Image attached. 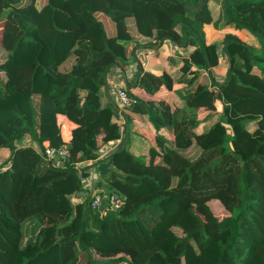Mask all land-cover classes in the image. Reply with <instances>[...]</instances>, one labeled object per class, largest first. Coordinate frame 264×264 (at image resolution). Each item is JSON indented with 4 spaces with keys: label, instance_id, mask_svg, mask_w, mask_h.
<instances>
[{
    "label": "trees",
    "instance_id": "trees-1",
    "mask_svg": "<svg viewBox=\"0 0 264 264\" xmlns=\"http://www.w3.org/2000/svg\"><path fill=\"white\" fill-rule=\"evenodd\" d=\"M55 1L33 9L36 0H0V148L9 150L0 160V264H264V0H205L197 10L190 6L201 0H63L83 22L73 40L57 23L65 14ZM210 22L246 28L258 43L225 33L218 47L228 66L217 90L214 77L180 90L183 107L134 92L192 84L191 67L210 73ZM128 41L137 72L120 87L128 111L146 114L156 129L147 158L114 148L125 125L114 98L103 102L113 70L130 62ZM165 41L184 49L183 77L144 68L138 51ZM41 42L53 77L46 88L39 58H13ZM214 104L219 120L196 132L197 109ZM60 117L75 124L66 141ZM45 142L65 144L69 154L47 160ZM104 162L106 187L95 176L87 186L89 170ZM94 192L118 193L123 203L101 212ZM212 199L226 215L216 216Z\"/></svg>",
    "mask_w": 264,
    "mask_h": 264
},
{
    "label": "crops",
    "instance_id": "crops-1",
    "mask_svg": "<svg viewBox=\"0 0 264 264\" xmlns=\"http://www.w3.org/2000/svg\"><path fill=\"white\" fill-rule=\"evenodd\" d=\"M204 30L206 33L207 43H209V41L211 40L209 39L210 33H211V38H214L216 42L219 44L225 33L231 32L238 35L242 40H244L248 44L254 46L258 44L254 35L246 28H235L230 25L219 27L214 25L213 22H210L204 25ZM134 45L135 42H133L132 46L129 45L130 49H132ZM183 50L184 49L182 47H178L173 42L165 41L159 47L158 51L155 52L152 50H148V52L138 51V54L146 70L154 74H161L165 70L173 78H177L178 76L184 75V73H182V71L180 70V65L183 63L184 60V58L180 56V53ZM221 58L223 61H226L224 57ZM134 65L135 62L132 59H130V62L126 64L124 71L119 72L117 70H113L112 76L108 83V85L111 86V92H110V88L108 89L110 92V96L112 97V99L115 98L114 99L115 101H116L115 86L116 85L120 86L122 84H125L126 80L129 81L134 80L136 75ZM191 70L194 72L197 71V75H194L192 73H189L188 75V77H195V79L192 81V84L188 82L187 79H185L183 81H176V83H174L173 87L170 89H168L164 85H161L160 88L153 94H150L144 91L143 89H134V92L144 99H149V98L163 99L168 101L172 107L175 106L183 107L184 102L182 100L181 94L179 93L180 90L184 92L188 88L196 87L198 84L209 85L211 81L210 80L211 75L209 73V70L203 68H196V67H191ZM210 70L214 72L215 78H218L219 80L223 79V75L225 73L224 70L216 69V67L214 68V70H212V67H210ZM219 80H216V82H218ZM103 102H108V100ZM197 116L200 119V121L198 122L195 128L196 132L204 131L205 126L209 124L208 123L209 120H212L214 118V116L211 117L210 119H208V117L206 118V116L204 118H201L200 115ZM60 119H61L60 124H61L63 138L68 139L70 136V132L72 128L75 126V124L71 122L69 119H66L64 117H60ZM123 124L125 125L124 132L121 131V135L117 140L116 144L114 145V148H118L119 146L126 145L127 150H129L132 154L136 156H142L141 154L144 153L148 155V149L154 139V134L156 131L155 127L148 119V116L143 113L140 114V113L130 112L128 111V107H126L125 114L123 116ZM159 131L161 133H164L169 139L168 134L171 133V131H169L166 128H160ZM133 139H138L139 142L138 146L135 147V145H132L133 143L130 144V142H132ZM8 155H9L8 148L6 147L0 148V160L5 159ZM104 164H109V162H104ZM100 179H102V177H100Z\"/></svg>",
    "mask_w": 264,
    "mask_h": 264
},
{
    "label": "rangeland",
    "instance_id": "rangeland-1",
    "mask_svg": "<svg viewBox=\"0 0 264 264\" xmlns=\"http://www.w3.org/2000/svg\"><path fill=\"white\" fill-rule=\"evenodd\" d=\"M40 2H41V0H36V2L32 8L37 9L40 5ZM54 4L57 6V8H60V11H62L65 14V16H62L57 20L58 25L64 30L66 36L68 34H70L71 37H69V39L73 40L75 38L76 33L78 32L79 28H81L83 26V22L80 21L79 18L75 15V8L73 6L71 7L69 4L67 6L66 5L67 3L65 1L57 0L54 2ZM96 16L103 21L106 34L110 37H113L114 36V28H113V23L111 22V20H109V18L106 17L101 11L96 12ZM70 19H72V20L76 19V22L72 23L71 22L72 20H70ZM209 39H211L208 44H209V48H210V58H211L212 70H214V68L216 67V69H221V70L226 71L228 63H227V61L222 60V58H221L222 53L218 47V43L216 42V40L214 38H211V33L209 34ZM67 44L69 45L70 42L67 41ZM124 45H125L124 54H125V56L128 57V60L130 61V59H131L130 50L131 49H130L129 45L132 46L133 42L132 41L124 42ZM135 45H136V43H135ZM46 53H47L46 44H44L43 42H41V43H30L29 45L22 46L18 50L17 54H15L13 57L16 62H24L26 60H32L33 58H39L40 59L41 63L44 66V68L41 72V76H43L45 79V80H43L44 81L43 88L44 87L46 88L47 84L51 83V81L53 80V77L51 76V73L48 70L49 66H48V59L46 58ZM132 66H130V67H132ZM134 69L137 72L135 65H134ZM44 72H47V74H45ZM210 75H211V77H214L215 80H219L218 78H215L214 72H212L211 70H210ZM56 79L61 80V77L58 76V78H56ZM220 81L221 80H219L218 82H220ZM218 82L212 83V85L215 86L216 90L218 89L217 88ZM108 88H110V92H111V86L108 85L106 88V92H107V96H106L107 99L106 100H111L110 92H109ZM214 105H215L214 107H206V106L202 105L196 111V115H200L201 118H204L205 116L207 118L211 114L214 116V118L212 120H209V122H208L209 124H207L205 126V129H207V127H209V125H211V124H213L219 120L218 118H219L220 114H219V112H216V104H214ZM60 121H61V119L59 120V122ZM204 121H206V120H204ZM168 135H169V139L172 140L171 133H169ZM99 141H100V139H99ZM130 144L135 145V147L138 146L139 145L138 139H133L132 142H130ZM141 155L143 156V158H147L146 153L141 154ZM109 167H110V163L109 164L100 163L97 167L94 168L95 172H94V169H90L88 172V176L86 175V177H85L87 179L86 180L87 186H92L91 184L93 181V177L95 176V178H96L95 181L101 180L104 183L103 186L106 187L105 184H107L106 180H107V172L109 170ZM96 173H98V174H96ZM96 175H97V177H96ZM100 177H102V179H100ZM98 184L100 185L101 182ZM92 189H94V187H92ZM209 203H210V206L213 209V211L217 217L221 218L227 214L226 210L224 209L223 205L221 204V202L219 200L212 199V200H210ZM174 214H175V211L171 210L168 212L167 217L171 220L173 218ZM175 231L179 232V230H177V229H175ZM167 236H166L167 238H170L171 237L170 233L167 234ZM93 256L98 257L97 254H93Z\"/></svg>",
    "mask_w": 264,
    "mask_h": 264
},
{
    "label": "built area",
    "instance_id": "built-area-1",
    "mask_svg": "<svg viewBox=\"0 0 264 264\" xmlns=\"http://www.w3.org/2000/svg\"><path fill=\"white\" fill-rule=\"evenodd\" d=\"M116 88V106L115 112L121 119V126L123 124V112L122 110L130 105L131 99L128 97L126 91L121 88L119 85L115 86ZM67 139H65L66 141ZM43 156L47 160L51 159H62L66 158L69 154V149L66 147L65 144L63 145H51L48 142L44 143V150L42 152ZM123 199L118 193L109 192V193H100L94 192V198L91 202L92 207L99 209L101 212L105 211V207H113L118 208L122 205Z\"/></svg>",
    "mask_w": 264,
    "mask_h": 264
},
{
    "label": "water",
    "instance_id": "water-1",
    "mask_svg": "<svg viewBox=\"0 0 264 264\" xmlns=\"http://www.w3.org/2000/svg\"><path fill=\"white\" fill-rule=\"evenodd\" d=\"M204 2H205V0H201L196 6H193V7L190 6V7L193 10H197V9H199L204 4Z\"/></svg>",
    "mask_w": 264,
    "mask_h": 264
}]
</instances>
